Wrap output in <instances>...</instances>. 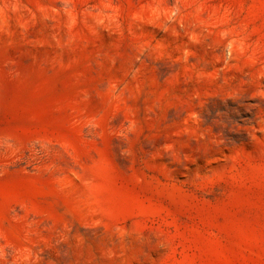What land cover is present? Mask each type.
I'll return each instance as SVG.
<instances>
[{"label": "rangeland", "instance_id": "rangeland-1", "mask_svg": "<svg viewBox=\"0 0 264 264\" xmlns=\"http://www.w3.org/2000/svg\"><path fill=\"white\" fill-rule=\"evenodd\" d=\"M0 264H264V0H0Z\"/></svg>", "mask_w": 264, "mask_h": 264}]
</instances>
